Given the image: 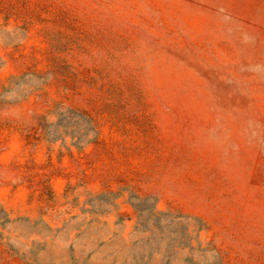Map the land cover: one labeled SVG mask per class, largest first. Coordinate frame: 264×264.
Returning a JSON list of instances; mask_svg holds the SVG:
<instances>
[{
  "label": "rangeland",
  "instance_id": "374dc122",
  "mask_svg": "<svg viewBox=\"0 0 264 264\" xmlns=\"http://www.w3.org/2000/svg\"><path fill=\"white\" fill-rule=\"evenodd\" d=\"M0 264H264V0H0Z\"/></svg>",
  "mask_w": 264,
  "mask_h": 264
}]
</instances>
